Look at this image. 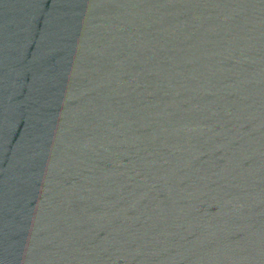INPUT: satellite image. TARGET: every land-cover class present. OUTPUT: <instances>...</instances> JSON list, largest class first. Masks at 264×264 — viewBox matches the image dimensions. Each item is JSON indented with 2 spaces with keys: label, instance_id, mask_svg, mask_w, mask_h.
Returning <instances> with one entry per match:
<instances>
[{
  "label": "water",
  "instance_id": "1",
  "mask_svg": "<svg viewBox=\"0 0 264 264\" xmlns=\"http://www.w3.org/2000/svg\"><path fill=\"white\" fill-rule=\"evenodd\" d=\"M0 264H264V0H0Z\"/></svg>",
  "mask_w": 264,
  "mask_h": 264
}]
</instances>
